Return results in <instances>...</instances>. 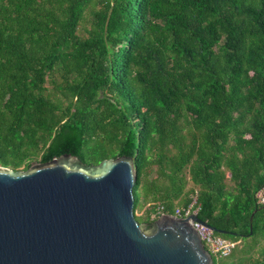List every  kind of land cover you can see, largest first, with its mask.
I'll list each match as a JSON object with an SVG mask.
<instances>
[{
    "label": "trees",
    "instance_id": "obj_1",
    "mask_svg": "<svg viewBox=\"0 0 264 264\" xmlns=\"http://www.w3.org/2000/svg\"><path fill=\"white\" fill-rule=\"evenodd\" d=\"M63 154L132 157L143 222L196 195L243 244L217 264H264V0H0V166Z\"/></svg>",
    "mask_w": 264,
    "mask_h": 264
},
{
    "label": "water",
    "instance_id": "obj_2",
    "mask_svg": "<svg viewBox=\"0 0 264 264\" xmlns=\"http://www.w3.org/2000/svg\"><path fill=\"white\" fill-rule=\"evenodd\" d=\"M136 181L130 156L0 166V264H214L198 216L136 220Z\"/></svg>",
    "mask_w": 264,
    "mask_h": 264
},
{
    "label": "built area",
    "instance_id": "obj_3",
    "mask_svg": "<svg viewBox=\"0 0 264 264\" xmlns=\"http://www.w3.org/2000/svg\"><path fill=\"white\" fill-rule=\"evenodd\" d=\"M256 196L258 198V203L264 204V192L259 191ZM199 210L200 206L197 203V196L195 195L192 197V201L189 205L184 207L177 206L174 208L173 213L165 212L163 206H159L155 212L150 214L149 219L150 221H154L164 214H172L178 218H187L192 215L198 216ZM192 225L197 231L204 248L216 261L226 258L232 254L237 242L221 237L212 229L199 222L192 221Z\"/></svg>",
    "mask_w": 264,
    "mask_h": 264
},
{
    "label": "rangeland",
    "instance_id": "obj_4",
    "mask_svg": "<svg viewBox=\"0 0 264 264\" xmlns=\"http://www.w3.org/2000/svg\"><path fill=\"white\" fill-rule=\"evenodd\" d=\"M34 162H38V161H34ZM230 185L229 182H227ZM146 209V206L145 207H138L135 211V216H136V220L139 222V223H142L144 221V219L147 217L146 214L144 213V210ZM243 244L240 243V241L237 242V245H236V248L234 250V252L236 254H238V250L241 248ZM261 248H264V242L261 241L259 246L256 247V249H261ZM214 260V263L217 264V261L215 259Z\"/></svg>",
    "mask_w": 264,
    "mask_h": 264
}]
</instances>
